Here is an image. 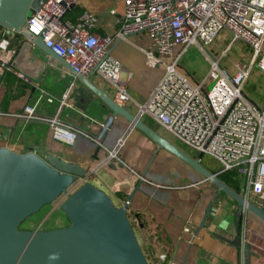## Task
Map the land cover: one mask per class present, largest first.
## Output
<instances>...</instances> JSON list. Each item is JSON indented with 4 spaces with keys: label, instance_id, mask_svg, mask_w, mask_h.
Wrapping results in <instances>:
<instances>
[{
    "label": "built area",
    "instance_id": "built-area-1",
    "mask_svg": "<svg viewBox=\"0 0 264 264\" xmlns=\"http://www.w3.org/2000/svg\"><path fill=\"white\" fill-rule=\"evenodd\" d=\"M76 2L40 0L39 8L14 34L26 39L41 36L43 43L63 58L75 74L87 77L97 73L112 88V99L117 104L126 106L134 102L140 118H152L180 142L201 153L200 163L204 158L213 159L218 167L211 172L218 175L236 171L240 179L238 192L261 205L264 201V100L259 102L243 87L254 65L264 72V0H123L119 28L112 35L93 32L98 21L94 13L84 11L74 21L66 19L65 15ZM225 33L230 34L228 44L220 55L213 54L211 58L205 49L211 51L212 44ZM115 38H128L139 46L146 55L147 66L163 65L160 79L142 103L135 101L127 89V79L121 77V63L108 54ZM236 41L250 49V57L245 67L231 74L222 67L220 59ZM190 45L203 51L210 63L202 81H196L179 64ZM177 46L180 49L173 54ZM14 54L11 40L0 25V73L10 68L8 63ZM209 79L213 84L207 88ZM48 101L52 98L48 97ZM17 117L45 122L51 139L68 146L74 145L80 136L102 146L101 138L107 128L100 123L99 133L92 135L58 115L38 114L33 104H25ZM184 230L189 231L186 227ZM144 254L148 264H164L167 260L165 254L156 259L145 251Z\"/></svg>",
    "mask_w": 264,
    "mask_h": 264
},
{
    "label": "crops",
    "instance_id": "crops-1",
    "mask_svg": "<svg viewBox=\"0 0 264 264\" xmlns=\"http://www.w3.org/2000/svg\"><path fill=\"white\" fill-rule=\"evenodd\" d=\"M111 9L115 12L110 13ZM123 10V0H77L65 18L74 21L84 11L94 13L98 21L93 32L112 35L119 28L118 19ZM9 38L15 54L9 62H12L10 68L2 72L0 83V147L20 153L33 150L41 157L51 153L80 165L87 170L88 181L107 193L116 205L122 204L142 177L141 173L153 156L155 143L136 128L129 127L124 118L112 117L111 111L91 89L58 61L50 62L41 48L24 43L17 34L12 33ZM109 54L121 63V77L127 79V89L133 99L144 102L160 79L163 65L147 66L145 53L128 38H115ZM7 73H12L13 78L4 80ZM87 78L112 97V88L97 73L93 72ZM53 81L62 82L66 88L64 94L54 96L52 103H59L66 96L64 103L59 107L37 105L36 112L47 117L58 115L92 135L99 133L100 123L106 124L102 146L96 156L98 144L91 139L80 136L74 145L68 146L51 139L45 122L17 117L33 98L43 99L45 92H42L41 84L47 86ZM9 93L13 98L5 101ZM126 106L137 113L134 102ZM143 117L142 120L162 134L147 121L155 120ZM110 164L115 168L109 167ZM216 193L217 187L213 183L178 158L160 150L127 207L143 251L153 259L165 254L164 264H182L183 261L184 264H246L243 250L212 236V232L219 231L233 237L231 229L238 207L222 191L215 197ZM214 197L211 207L215 214L210 215L205 227L195 235V229ZM63 223L54 222L46 229L62 227ZM185 227L189 231H185ZM242 240L250 244L251 251L260 255L258 258L252 256L250 264H264V222L249 212L242 217Z\"/></svg>",
    "mask_w": 264,
    "mask_h": 264
},
{
    "label": "water",
    "instance_id": "water-1",
    "mask_svg": "<svg viewBox=\"0 0 264 264\" xmlns=\"http://www.w3.org/2000/svg\"><path fill=\"white\" fill-rule=\"evenodd\" d=\"M39 1L0 0V25L5 28L6 36L21 30L26 18L39 8ZM27 38L22 39L24 43L41 48L50 62L54 60L64 65L104 102L112 117L124 118L129 127L142 132L155 143L156 148L133 191L122 204L116 205L107 193L86 179L87 170L80 165L51 153L41 157L33 150L20 153L0 147V264H148L127 207L160 150L178 158L213 183L217 187L215 197L222 191L237 204L231 229L233 237L229 238L219 231L212 232V236L243 250L246 264L251 263L252 256L260 257L250 250L249 243L242 240V217L249 212L264 222V201L258 206L245 199L199 162L201 153L191 157L149 126L138 113L117 104L86 76L75 74L63 58L43 43L41 36ZM205 52L214 58L209 49ZM2 77L3 73L0 83ZM99 149L98 145L94 156ZM111 164L109 167L114 166ZM74 186L75 189H72ZM215 197L195 229V235L205 227L210 215L215 214L211 207ZM58 199L61 200L59 209L68 219L67 225L41 230L20 228L26 218ZM134 217L138 220L137 215Z\"/></svg>",
    "mask_w": 264,
    "mask_h": 264
},
{
    "label": "rangeland",
    "instance_id": "rangeland-1",
    "mask_svg": "<svg viewBox=\"0 0 264 264\" xmlns=\"http://www.w3.org/2000/svg\"><path fill=\"white\" fill-rule=\"evenodd\" d=\"M229 40H230V34L225 33L224 37H221L219 40H217L212 44L211 52L214 55L217 56L220 55L221 51L224 50ZM179 49L180 47L178 46L174 47L173 54H175ZM249 54H250V49L241 41H236L231 44L230 48L226 51L225 55L221 57L220 64L225 70H227L229 73L232 74L236 70L241 69L245 67L246 64H248L250 57ZM179 64L182 67V69H185L187 72H189L196 81H202L207 76L208 71L210 69V63L206 58L204 52L201 51L195 45H190L187 47V49L185 50L179 61ZM57 83L53 81L47 86L41 84L40 88L43 92H45L43 95V99L37 101L36 98H33L30 104L33 103V105H36V107L37 105L59 107L62 101H59V103L57 102L52 103L53 100L55 99L54 96L61 95L66 87L64 86V84H62V82H59V84ZM212 84H213V80L209 79L206 83V87L210 88ZM243 89L247 94L254 97L259 102H262L264 100V72L258 69L256 65L253 66L252 71L250 72L248 80L246 81ZM48 90L51 91L53 94ZM48 97L52 98L51 102L48 101ZM143 118H145V116ZM147 121H150L151 125L155 126V128H157L168 140H170L172 143H174L179 148H181L185 153L193 157H196L198 155V153L195 150L189 148L188 146L180 142L160 124L148 119ZM169 157L172 158V156ZM173 160L177 161L175 159ZM201 164L204 165L209 170H212L214 167H218L217 163L210 158L202 159ZM59 199L56 200L55 202H59ZM59 205L60 203H51L43 206L37 213L26 218L20 224V228L35 230L36 228L40 227L42 229H46L52 226L54 222L61 223L62 221L64 222L63 223L64 226L67 225L68 219L66 218L65 214L59 209ZM53 207L57 209L52 210Z\"/></svg>",
    "mask_w": 264,
    "mask_h": 264
},
{
    "label": "trees",
    "instance_id": "trees-1",
    "mask_svg": "<svg viewBox=\"0 0 264 264\" xmlns=\"http://www.w3.org/2000/svg\"><path fill=\"white\" fill-rule=\"evenodd\" d=\"M11 75L12 73H7L4 77V80L8 77H12ZM11 98H13V95L12 93H9L6 95L4 100L7 101ZM218 177L235 191L238 192L240 190V179L237 177L236 171H224L219 173Z\"/></svg>",
    "mask_w": 264,
    "mask_h": 264
}]
</instances>
